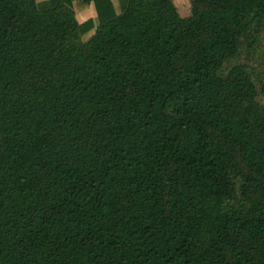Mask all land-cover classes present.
Returning a JSON list of instances; mask_svg holds the SVG:
<instances>
[{
    "label": "trees",
    "instance_id": "16d2710c",
    "mask_svg": "<svg viewBox=\"0 0 264 264\" xmlns=\"http://www.w3.org/2000/svg\"><path fill=\"white\" fill-rule=\"evenodd\" d=\"M83 1L0 0V264H264V0Z\"/></svg>",
    "mask_w": 264,
    "mask_h": 264
},
{
    "label": "rangeland",
    "instance_id": "374dc122",
    "mask_svg": "<svg viewBox=\"0 0 264 264\" xmlns=\"http://www.w3.org/2000/svg\"><path fill=\"white\" fill-rule=\"evenodd\" d=\"M242 48L236 59L228 62L225 69L243 65L255 78L258 100L264 102V28L261 31L247 33L241 39Z\"/></svg>",
    "mask_w": 264,
    "mask_h": 264
},
{
    "label": "crops",
    "instance_id": "0c3cea01",
    "mask_svg": "<svg viewBox=\"0 0 264 264\" xmlns=\"http://www.w3.org/2000/svg\"><path fill=\"white\" fill-rule=\"evenodd\" d=\"M38 3H44L48 0H36ZM117 13H120L119 0H111ZM179 14L183 18H187L191 15V0H173ZM73 8L75 10L76 18L80 23H84L92 19L95 23V27L99 25L97 12L94 3L85 4L83 0H73ZM95 33V29L84 36V40H88Z\"/></svg>",
    "mask_w": 264,
    "mask_h": 264
}]
</instances>
